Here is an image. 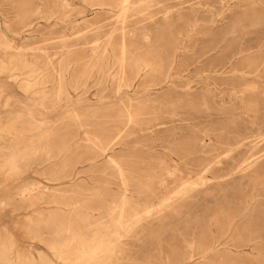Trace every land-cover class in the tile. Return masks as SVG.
<instances>
[{
	"label": "rangeland",
	"instance_id": "obj_1",
	"mask_svg": "<svg viewBox=\"0 0 264 264\" xmlns=\"http://www.w3.org/2000/svg\"><path fill=\"white\" fill-rule=\"evenodd\" d=\"M100 1L119 3L0 0V29L23 50V59L43 70L47 91L43 108L37 95L22 88L26 66L14 61L18 51L0 50V62L18 68L14 78L0 73V164L10 152L22 155L18 174L0 171L1 240L10 239L21 253H36L37 241L27 235L24 223L34 210L56 207L46 205L50 199L63 211L86 215L87 221L66 226L87 235L97 226L114 228L109 210L123 189L110 165L116 159L139 205L153 201L155 209L161 204L160 177L170 185L166 195L177 194L180 178L190 184L182 202L123 233L114 249L99 253L100 263L260 264L264 172L255 173L264 166V125L251 123H264V0L258 5L232 0L220 16L215 5L213 16L204 14L207 22L194 27L181 7L198 0H150L149 7L132 5L125 20L117 9L93 7ZM252 6L262 13L253 17ZM122 43L133 54L124 80ZM238 47L248 51L235 55ZM137 59L163 69L172 62L170 78L157 86L158 78L143 73L128 87ZM254 94L258 112L249 105ZM44 130L47 135L40 138ZM245 136L257 145L255 155L248 157L246 147L228 153L233 140ZM199 139L209 152L205 157L193 148ZM104 140H111L105 154L100 148L106 143L99 144ZM204 159L218 162L215 167L222 171H198ZM246 205L245 215L220 240L223 255L200 259L226 220Z\"/></svg>",
	"mask_w": 264,
	"mask_h": 264
},
{
	"label": "bare ground",
	"instance_id": "obj_2",
	"mask_svg": "<svg viewBox=\"0 0 264 264\" xmlns=\"http://www.w3.org/2000/svg\"><path fill=\"white\" fill-rule=\"evenodd\" d=\"M115 2V0H112V2ZM119 3H104L102 1L97 2L96 4H93V7H109L110 11H113L117 9L118 16L120 19L125 20L128 12L131 10V6H137L142 7L146 6L149 7L151 5L150 0H117ZM232 0H198L195 4L189 6V7H181V11H184L185 13L182 14L184 18L188 19L189 26H196L200 21L207 22L204 19V14H211L213 16L212 12L215 10V5H218V10L220 12H215L216 16H220L225 12V9L230 6ZM242 0H238V5H241ZM256 5L258 0H253ZM63 2V1H62ZM236 3V2H235ZM264 6V2H263ZM65 7V6H64ZM115 11V12H116ZM253 17L260 15L262 12L257 10L254 6H252L251 10ZM210 22H214V20H210ZM21 34V33H20ZM246 47V46H245ZM248 50H249V46ZM238 51L235 53V55H241L244 51L247 49H241L240 47L237 48ZM0 50L3 51H18L19 55H17L14 59V61H18L20 66L25 67L26 66V73L25 77L22 80V88L25 92H32L34 95L38 96V104L45 108L46 100H47V91H46V83L42 81L43 78V70L36 69L32 64L25 59H23L21 52H23L22 49H19L17 47H14L12 41L8 39L6 34L0 29ZM125 43H122L121 45V51H120V68H121V80H124L123 77H125V67L128 63L132 62V52L129 50ZM247 50V51H248ZM234 56V55H232ZM224 58V57H223ZM134 68L135 69V75L128 79L125 85H128V87L131 86L130 82L133 79V77H141L143 73H149L150 75L158 78V82L156 85H160L164 81H166L168 78H170V72H171V64L168 65L166 68L163 69L162 66H159V68H155L152 65H150L146 61H142L141 59H137L134 62ZM16 70H18L16 65H13L12 63L6 64L5 62H0V73H3L4 71H7L10 74L11 78L15 77L14 73ZM156 72V75L154 76V73ZM59 75L58 77H60ZM127 76V75H126ZM154 79V80H156ZM120 80V82H122ZM130 81V82H129ZM38 82V83H37ZM59 86L57 87V93L56 97L58 100H60L62 96L61 92V81L58 83ZM37 85V86H36ZM38 87V89L34 90V87ZM249 105L252 107L254 112H258L260 110V104L259 100L256 98V95L251 96V100L249 101ZM125 116L128 117L129 120L133 119L132 112L129 110L128 107H125ZM74 119H77L78 117L75 115L73 117ZM208 117L204 118L203 121L200 119L199 122H205L204 120H208ZM253 126L261 127L264 125L261 121H253L251 123ZM37 127H33L30 131L36 130ZM46 131H42L39 135L40 138L45 137ZM120 135V131H118L117 136ZM37 136V135H36ZM28 138L31 137V135L27 136ZM252 136H245L235 138L232 143H235L232 145L228 153H232L234 151H238L241 147H246L250 151V156H254L253 154L254 150L257 148V145L254 144V140L251 139ZM106 143V140L99 142V144L104 145ZM111 146V140L107 142L102 149L103 154H105L106 150H108ZM108 148V149H107ZM194 149H196L197 153L205 157L209 152L205 151L204 146L201 143V139L194 141ZM4 160L0 164V171L3 174H18L20 172V161L22 158V155L16 151L10 152L7 156H4ZM212 160L208 161V159H204L201 165L198 167V171H201L203 173H210L212 170L216 169V165ZM110 165L113 166L119 173L121 184L123 186L122 191L120 192L118 200L114 201L113 207H110L109 210V216H111V220L109 222H112L113 225H115L114 228L109 227V229H102L98 226L95 227L93 231H91L90 235L84 234L81 232L79 228H71L70 226H66V224H79L81 222L87 221V218L78 213L72 214V211H63L61 207V203L57 202L56 200H51L46 202V205H53L56 207L52 208H41L36 209L33 211L31 215H27L24 228L27 233V235L37 241V244L34 247L37 248L36 253H31L30 251L25 254L21 253L18 250L16 251L14 244L10 239H3L0 238V264H102L99 260V253L104 254V251H111L115 248L118 239L121 237L123 233L129 232L136 224L141 223L142 221H145L149 216L160 214L164 208L169 209L172 208L175 204L182 202L183 195L188 191L190 184L187 180H182L181 178L176 181L177 186L180 187L179 191H177L176 195H166L171 190H169L168 183L165 182V179L163 177L158 178L156 185H158L163 193L161 194V198L159 201L161 204L157 206L155 209H151L154 205L153 201L150 203H144L143 205H139L140 203L135 202V197L129 194L128 190V179L125 177V168L121 165L120 162H118L116 159L110 160ZM256 166L257 163H251L250 166ZM253 168V167H252ZM222 171V168H218L214 170V173H220ZM264 172V166L256 170V175ZM171 176H173L172 173L168 172ZM47 193H50L47 191ZM253 199L251 198V201ZM250 201V203H251ZM184 202V201H183ZM249 203V201H248ZM249 203V204H250ZM134 204V205H133ZM142 204V203H141ZM251 205V204H250ZM142 207V210H137L136 207ZM249 206H245L244 209L241 211V213L237 214L234 217H230L226 220V226L224 229H221L219 234L216 238L211 239L203 252H201L200 259L204 260L208 258V256H220L223 255V249L225 248L224 242H220L222 238H224L225 234L230 233L232 230L231 228L234 227L235 221L237 217L244 216L245 212L248 210ZM179 208V207H178ZM116 213V216H112ZM230 216V215H228ZM98 225H101L98 223ZM42 228H39V227ZM42 229L47 230L48 232H42ZM43 235V236H42ZM190 247L193 248V244H190ZM236 247H233L235 249ZM258 248L255 246L253 250H257ZM14 255V256H12ZM198 264V263H196ZM260 264H264V259L260 262Z\"/></svg>",
	"mask_w": 264,
	"mask_h": 264
}]
</instances>
